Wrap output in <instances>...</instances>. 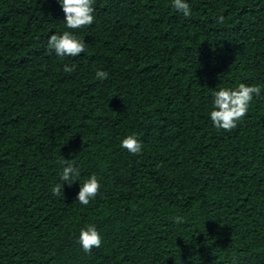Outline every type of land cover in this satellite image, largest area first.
Returning <instances> with one entry per match:
<instances>
[{
	"label": "trees",
	"instance_id": "trees-1",
	"mask_svg": "<svg viewBox=\"0 0 264 264\" xmlns=\"http://www.w3.org/2000/svg\"><path fill=\"white\" fill-rule=\"evenodd\" d=\"M186 2L190 18L172 0H95L73 33L87 51L60 58L56 0H0V264H264V0ZM240 83L261 96L217 130L213 92ZM64 159L80 177L57 197ZM89 224L103 244L86 254Z\"/></svg>",
	"mask_w": 264,
	"mask_h": 264
},
{
	"label": "clouds",
	"instance_id": "clouds-1",
	"mask_svg": "<svg viewBox=\"0 0 264 264\" xmlns=\"http://www.w3.org/2000/svg\"><path fill=\"white\" fill-rule=\"evenodd\" d=\"M56 2L62 7L65 25L70 31L52 34L47 42L48 52L49 54L54 52L60 58L78 57L87 51V44L73 33L91 27L95 23V0H56ZM172 3L174 9L181 12L185 18L191 17V7L186 0H172ZM217 22L223 24L225 17H218ZM75 70V65L65 64L63 67L66 73H72ZM108 78L109 74L106 71H96L97 80L104 81ZM261 91V86H248L244 83H240L235 89L221 87L218 91H214L213 110L210 112L213 126L224 132L236 129L246 117L254 98L261 96ZM121 147L135 156L142 154L144 145L135 135H129L122 140ZM62 163L64 167L59 177L62 183L56 184L51 189L52 194L57 197L64 196L65 184L72 186L80 177V169L74 166V161L64 159ZM100 189L98 177L92 174L81 184L76 200L79 204L88 206L100 195ZM174 220L177 224L183 223L182 217H175ZM78 243L86 254H91L94 248L98 249L102 246L103 238L96 226L89 224L81 229Z\"/></svg>",
	"mask_w": 264,
	"mask_h": 264
}]
</instances>
